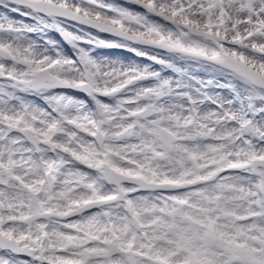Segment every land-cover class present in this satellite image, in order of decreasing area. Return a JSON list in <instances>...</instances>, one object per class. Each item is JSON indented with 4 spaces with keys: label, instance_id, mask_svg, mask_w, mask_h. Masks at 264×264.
I'll list each match as a JSON object with an SVG mask.
<instances>
[{
    "label": "snow or ice",
    "instance_id": "6c2138e0",
    "mask_svg": "<svg viewBox=\"0 0 264 264\" xmlns=\"http://www.w3.org/2000/svg\"><path fill=\"white\" fill-rule=\"evenodd\" d=\"M0 264H264V0H0Z\"/></svg>",
    "mask_w": 264,
    "mask_h": 264
}]
</instances>
